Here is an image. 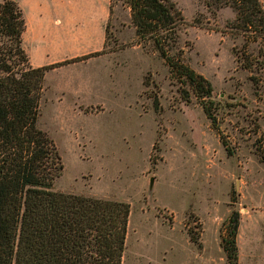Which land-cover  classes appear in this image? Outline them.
I'll return each instance as SVG.
<instances>
[{"label":"rangeland","instance_id":"obj_1","mask_svg":"<svg viewBox=\"0 0 264 264\" xmlns=\"http://www.w3.org/2000/svg\"><path fill=\"white\" fill-rule=\"evenodd\" d=\"M171 1L184 17V60L213 87L219 133L189 86L190 101L181 99L152 42L138 43L125 0H112L119 9L108 22L105 50L113 54L104 68L90 70L102 77L96 94L84 105L59 100L61 75L44 78L37 125L63 164L52 189L129 203L122 264H226L219 231L232 209L239 211L238 264H264V68L255 90L233 54L243 38L230 32L231 8Z\"/></svg>","mask_w":264,"mask_h":264},{"label":"trees","instance_id":"obj_2","mask_svg":"<svg viewBox=\"0 0 264 264\" xmlns=\"http://www.w3.org/2000/svg\"><path fill=\"white\" fill-rule=\"evenodd\" d=\"M138 43L151 41L168 68L169 78L185 102L189 86L219 133L212 99L213 87L184 60L178 31L184 17L171 0H125ZM208 8L229 7L235 17L228 24L243 43L233 47L238 65L250 71L257 90L264 68V0H206ZM25 20L15 0H0V264H122L130 205L63 191L52 185L63 170L58 149L37 125L44 78L48 70L67 62L33 67L22 46ZM106 25V38L108 32ZM256 44V53L250 46ZM77 57L73 61L105 53ZM144 84L147 85V82ZM155 110L159 102L153 99ZM226 154L234 150L221 134ZM260 159L264 157L260 153ZM237 198L233 191L231 205ZM239 211L232 209L220 227L226 264H238L236 235ZM189 240L201 246L188 231Z\"/></svg>","mask_w":264,"mask_h":264},{"label":"crops","instance_id":"obj_3","mask_svg":"<svg viewBox=\"0 0 264 264\" xmlns=\"http://www.w3.org/2000/svg\"><path fill=\"white\" fill-rule=\"evenodd\" d=\"M15 1L22 9L26 24L22 45L30 64L38 67L69 60L48 70L45 78L50 73H59L61 85L56 98L69 96L77 99L78 105H84L85 96L95 95L94 90L102 80L91 68H104L102 63L113 52L73 59L105 48L106 25L114 13L118 14L119 6H112V0Z\"/></svg>","mask_w":264,"mask_h":264}]
</instances>
